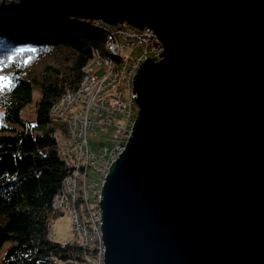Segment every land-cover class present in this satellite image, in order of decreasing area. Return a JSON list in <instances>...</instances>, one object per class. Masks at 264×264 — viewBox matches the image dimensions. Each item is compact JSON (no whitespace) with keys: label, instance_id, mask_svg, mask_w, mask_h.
<instances>
[{"label":"water","instance_id":"obj_1","mask_svg":"<svg viewBox=\"0 0 264 264\" xmlns=\"http://www.w3.org/2000/svg\"><path fill=\"white\" fill-rule=\"evenodd\" d=\"M18 1L164 47L103 185L104 264H264V0Z\"/></svg>","mask_w":264,"mask_h":264},{"label":"trees","instance_id":"obj_2","mask_svg":"<svg viewBox=\"0 0 264 264\" xmlns=\"http://www.w3.org/2000/svg\"><path fill=\"white\" fill-rule=\"evenodd\" d=\"M105 36L94 21L0 0V62L7 65L0 75L12 77L11 86L0 91V253L9 243L0 264H91L97 255V247L82 245L76 236L65 243L52 236V223L63 213L53 209V201L69 166L50 111L65 92L78 88L92 51L105 50ZM19 48L36 52L15 56ZM35 89L41 98L35 118L27 121L22 112Z\"/></svg>","mask_w":264,"mask_h":264},{"label":"built area","instance_id":"obj_3","mask_svg":"<svg viewBox=\"0 0 264 264\" xmlns=\"http://www.w3.org/2000/svg\"><path fill=\"white\" fill-rule=\"evenodd\" d=\"M94 22L106 30L105 50L92 51L78 88L65 92L50 111L67 137L60 151L69 166L53 209L71 214L79 242L97 247L91 264H104L103 185L112 164L125 151L139 115L135 75L148 58L159 62L164 47L152 28L148 32L126 22ZM91 139L106 145L98 151ZM92 170L98 179L90 182Z\"/></svg>","mask_w":264,"mask_h":264},{"label":"rangeland","instance_id":"obj_4","mask_svg":"<svg viewBox=\"0 0 264 264\" xmlns=\"http://www.w3.org/2000/svg\"><path fill=\"white\" fill-rule=\"evenodd\" d=\"M41 98L40 92L38 89L34 91V100L29 103L22 112V117L27 121H32L35 118V109H36V102ZM4 109L0 106V122L5 123L3 119ZM52 126L55 127L56 136L60 142V144H64L67 141V137L62 131L60 126H57L56 122L52 123ZM106 143L103 141H95L91 139V146L92 148L101 151L103 147H105ZM68 148V146H67ZM98 179L97 173L95 171H91L90 182L92 180ZM9 222V220H8ZM16 226H20L21 222L17 221L14 223ZM52 236L56 242L65 243L71 241L75 237V228L74 223L72 220V216L68 211L61 213L52 223ZM9 246V243L5 244L1 253L0 257Z\"/></svg>","mask_w":264,"mask_h":264},{"label":"snow or ice","instance_id":"obj_5","mask_svg":"<svg viewBox=\"0 0 264 264\" xmlns=\"http://www.w3.org/2000/svg\"><path fill=\"white\" fill-rule=\"evenodd\" d=\"M26 52H36L35 48H19L15 51V56H22ZM14 59V57H9L8 60L11 61ZM31 57H29L28 60L25 61V63H30ZM7 65L3 62H0V71H2L3 67H6ZM12 84V77L7 75H0V91L6 90L8 87H10Z\"/></svg>","mask_w":264,"mask_h":264},{"label":"bare ground","instance_id":"obj_6","mask_svg":"<svg viewBox=\"0 0 264 264\" xmlns=\"http://www.w3.org/2000/svg\"><path fill=\"white\" fill-rule=\"evenodd\" d=\"M60 144V143H59ZM60 148H61V144H60Z\"/></svg>","mask_w":264,"mask_h":264}]
</instances>
